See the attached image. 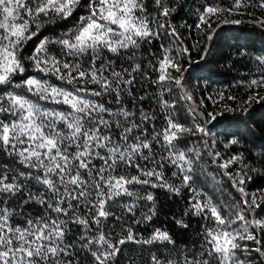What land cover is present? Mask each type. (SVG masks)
Instances as JSON below:
<instances>
[{
    "label": "snow or ice",
    "instance_id": "snow-or-ice-1",
    "mask_svg": "<svg viewBox=\"0 0 264 264\" xmlns=\"http://www.w3.org/2000/svg\"><path fill=\"white\" fill-rule=\"evenodd\" d=\"M81 3L0 0V160L7 158L0 163V264H83L84 256L90 264H119L124 246L130 242L173 246L168 256L151 255L150 264H246L253 251L264 256V241L255 231L264 232V220L246 219L264 207V189L246 191L252 180L249 173L260 170L245 163L243 154L218 165L241 194L243 207L234 206L235 220L223 217L210 200L191 205L194 214L215 224L204 229L199 245L177 249L169 233L160 229L148 238H137L126 220L129 214L135 218L141 201L152 206L132 223L150 221L155 215V198L148 187L179 192L164 181L160 169L165 164L174 166L177 172L173 176L180 175L181 183L191 187L193 165L202 154L187 148L185 136L202 140L216 163L221 153L213 150L210 129L224 124L225 113L232 114L226 118L229 123L247 125L253 105L264 106V53L254 58L260 74L247 83L246 99L236 107L225 105L222 111L208 112L190 105L191 127L177 121L175 102L165 98L176 92L178 100L193 101L185 69L171 54L172 49L160 43L159 54L150 53L153 59L147 66L138 57L144 45L163 38L175 42L181 57L190 55L192 47L200 51L202 41L203 59L222 24L243 23L239 19L221 22L225 12L231 15L241 8L242 0H234L230 9L204 6L195 24L201 41L190 47L183 46L171 23L169 17L176 9L169 8L166 0H155V15L147 12L144 0H89L87 15L80 16L73 28L53 39L44 37L31 55H21L26 42L52 30L49 25L67 22ZM256 6L264 9V0H258ZM254 23L264 27V19ZM26 63L43 76L14 82L18 73L26 72ZM149 68L158 73L156 79H151ZM138 77L160 89L148 98L166 114V127L161 131L153 123L149 133L146 125L155 117L142 108L132 110L136 108L133 92ZM51 78L60 83H51ZM17 90H24L23 94ZM126 98H132L131 107L125 104ZM139 99L143 101L145 96ZM248 131L253 130L249 127ZM228 135L233 138L226 148L239 143L236 134ZM155 145H159V154ZM149 163L153 167L148 168ZM234 164L241 165L239 170L227 171ZM129 169L137 174L131 175ZM25 208H36V214ZM110 218L120 224L121 233L109 230L106 222ZM177 223L187 228L182 221ZM236 223L239 228L232 227ZM249 241L258 246L250 248Z\"/></svg>",
    "mask_w": 264,
    "mask_h": 264
},
{
    "label": "trees",
    "instance_id": "trees-1",
    "mask_svg": "<svg viewBox=\"0 0 264 264\" xmlns=\"http://www.w3.org/2000/svg\"><path fill=\"white\" fill-rule=\"evenodd\" d=\"M88 2L89 0H82L81 6H79L73 16L67 22H61V26L49 25L52 30L43 31L40 36L26 42L21 50V55L23 57L31 55L36 45L44 37L53 39L73 28L80 16L87 15ZM144 3L147 12L155 15L157 12L155 0H144ZM257 3L258 0H242V6L239 10L234 9L231 15L227 12L223 14L221 22L223 19H239L243 23L240 25L222 24L219 29V36L212 42L210 53L202 59L204 44L201 41V33L195 28V24L198 22V12L202 11L204 6H217L223 9L233 8L234 0H166L169 8L176 9L169 19L176 26L177 32L182 37L183 46H194L197 45L198 41H201L199 44L200 51L192 47L190 55L181 57L175 42L170 43L169 39L162 38L161 41L155 42L154 45H144L138 53V57H143V64L147 66L148 60L153 59L150 53L159 54V44L163 43L165 47L171 48V54L180 60L181 65L185 69L184 75L187 87L193 95V101L178 100L176 92L171 95L166 94L165 97L169 103L175 102L173 115L179 123L188 127L192 126L193 120L188 112L190 105L193 107L199 106L201 110L208 112L222 111L225 105L236 107L243 99H246L248 94L247 83L253 78H259L260 74L254 58L264 53V27L254 23V20L264 19V9L256 6ZM213 27H215V24H213ZM120 63L124 67H128L123 61ZM25 66L26 72L18 73L14 77V82H21L29 76H38V78L43 76L42 73L38 74L34 71L30 64L26 63ZM149 75L151 79H156L158 73L152 72L149 68ZM50 82L60 83L55 78H51ZM17 91L23 94L24 90ZM159 91L160 89L155 85L149 86L138 77V83L133 92V96L136 98V108L132 110L142 108L155 117L154 121H150L146 125L149 133L153 131V123L157 132L166 127L165 112L157 106L154 99L148 98L155 97ZM221 94L224 97L223 99H220ZM261 94H264V90H261ZM140 96H145V99L141 101L139 99ZM210 96L212 99H208ZM233 96L236 97L235 100L228 99ZM131 99H125V104L129 107H131L129 104ZM213 100L216 101L215 104ZM201 101H203L202 105L200 104ZM253 109L248 117L247 125L229 123L226 118L232 114L225 113L224 124L210 129L212 133L211 139L215 143L213 150L221 153V158L216 163L212 162V157L208 155V150L203 147L202 140L198 139L197 136H185L187 148H195L202 154V159L193 165L191 187L181 183L180 175L173 176V173L177 172L174 166L165 164L163 169H160L163 179L168 184L178 188L179 192L169 191L165 187L147 188L155 198V215L150 221L133 224V219H140L142 212H147V208L152 206L150 202L141 201L135 218L130 214L126 217L127 222L132 224L137 238H148L154 230L160 229L169 233L175 241L177 249L185 246L191 248L194 243L199 245L204 229L206 227H214L215 224L214 221L205 219L203 215L194 214L191 210V205L197 200L201 202L210 200V204L216 206L223 217H231L232 220H235L234 206L243 207L239 203L241 194L232 186L231 180L224 175L226 170L218 166L233 155L243 154L245 163L252 168L260 170L259 172L249 173L252 176V180L247 183L246 191L253 193L259 189H264V106L256 104L253 105ZM138 117L139 112L137 111ZM249 127L252 128V132L248 131ZM237 128H239L238 134ZM229 133L236 134L235 138L239 140V143L226 148L224 145L229 139L233 138L228 135ZM181 147L184 148L183 145ZM154 151L159 154V145L154 146ZM6 160L7 158H3L0 163ZM139 162L144 164V161ZM147 167L151 168L153 165L149 163ZM240 167V164L230 165L227 171L235 173ZM128 171L131 175L137 174L132 169ZM150 179H153V182H159L155 181L154 178ZM197 193H199V196L196 195ZM143 194L142 191L141 195ZM145 204H147V207H145ZM17 210L19 211V209ZM24 210L33 215L36 214V208H25ZM116 214L120 215L121 213L116 210ZM253 216L256 219L264 220V207L258 208L254 214L247 216L246 219H252ZM177 221H182L183 224L187 225V228L182 227ZM106 223L109 230L116 234L121 233L120 224L111 218ZM232 227L239 228L240 224H233ZM255 231L258 238L264 241V232L259 229ZM247 243L250 248L258 246L251 241ZM172 247V245H168L167 248L155 244L138 245L130 242L124 246L123 253L119 257V264H150L151 255L156 254L163 258L169 255V249ZM241 259H244L243 255ZM83 264H90L87 256L83 257ZM246 264H264V256L253 251L249 254Z\"/></svg>",
    "mask_w": 264,
    "mask_h": 264
}]
</instances>
